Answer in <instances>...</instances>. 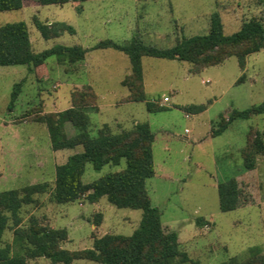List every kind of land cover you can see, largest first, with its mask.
<instances>
[{"label": "rangeland", "instance_id": "374dc122", "mask_svg": "<svg viewBox=\"0 0 264 264\" xmlns=\"http://www.w3.org/2000/svg\"><path fill=\"white\" fill-rule=\"evenodd\" d=\"M214 10L221 15L225 33L236 31L251 17L264 22V0H72L62 5L24 0L19 9L0 11V25L26 22L36 52L58 43L88 48L85 58L72 63L48 56L39 79L24 64L0 65V190L40 181H47L51 189L55 164L80 148L52 149L46 125L33 117L68 108L71 92L90 84L95 93L105 97L84 107L90 132L105 122L111 123L114 131L122 129L123 125L113 122L115 118L127 120L124 128L133 126L134 121L150 125L156 174L146 179V186L151 204L160 210L163 228L177 232L180 247L190 258L178 264H221L232 257L243 260L253 248L264 252V153L254 155V170L241 188L243 202L238 207L220 210L216 188L218 181L243 169L241 149L250 145L247 135L250 141L256 134L264 140V112L237 118L220 134L212 135L220 115L226 117L232 109L264 100V47L246 55L243 67L232 55L197 72H192L193 64L187 61L144 56L146 97L166 106L158 111L147 110L144 101L105 104L127 92L120 79L129 71L130 62L120 50L92 48L101 39L123 43L135 34L145 44L170 47L182 36L208 32ZM35 19L48 25L63 21L74 31L44 38ZM20 80L21 90L9 107L13 84ZM98 103L104 104L99 111ZM199 104H205L201 111L181 107ZM30 108H34L31 115L25 116ZM63 130L67 136L77 131L68 121ZM207 131L211 139L202 138ZM197 138L201 143L192 140ZM124 164L122 159L118 165L106 163L94 169L86 162L82 179L94 180ZM37 198V204L22 208L21 225L26 226L33 214L43 224L65 227L68 236L61 246L69 250L90 247L94 236L106 232L129 235L142 215L141 209L117 207L105 196L97 202L82 196L73 202L55 203L47 191ZM98 212L101 222L95 225ZM13 238L12 228H6L2 240L18 250ZM27 264H50V260L37 257ZM69 264L101 263L80 258ZM256 264H264V255Z\"/></svg>", "mask_w": 264, "mask_h": 264}, {"label": "trees", "instance_id": "16d2710c", "mask_svg": "<svg viewBox=\"0 0 264 264\" xmlns=\"http://www.w3.org/2000/svg\"><path fill=\"white\" fill-rule=\"evenodd\" d=\"M24 0H0V11L19 9ZM39 3L64 4L72 0H35ZM84 1V0H78ZM35 26L44 38L58 36L64 30L73 32L71 25L61 21L51 25L35 19ZM114 48L124 52L130 62V71L121 83L128 88L127 101H144L146 109L158 111L166 106L146 97L143 82L142 58L144 56L177 59L193 64L192 72L220 64L225 58L234 55L243 67L246 55L264 47V22L256 17L242 21L240 27L225 33L221 15L217 10L210 14L208 32L182 36L166 48L145 44L135 34L130 40L120 43L106 38L99 40L92 48ZM88 48L81 45L54 44L41 51L31 46L28 26L25 21H14L0 25V65L24 64L39 79L44 73L45 60L56 55L58 61L76 62L85 57ZM23 85V80L13 84L8 106H13ZM97 95L90 85L75 88L71 92V106L57 112L35 114L34 120L46 125L52 149L80 148L69 154L65 161L55 164L54 183L49 190L47 181L22 185L18 188L0 190V264H27L29 259L46 257L50 264H69L74 259H89L101 264H178L190 260L187 252L181 249L175 230H165L162 226L160 210L150 202L146 179L155 174L152 142L154 134L147 121H139L129 128L112 130L107 123L97 127L94 133L89 130V117L84 107L94 105ZM189 111H201L205 104L181 106ZM30 108L25 116L31 115ZM264 112V100L243 109H232L228 115H220L215 121L212 135L220 134L237 119H247ZM70 122L76 133L67 136L64 122ZM249 147L242 148L243 169L230 177L217 182L218 206L222 211L235 209L242 203L241 188L254 170V155L264 153V140L256 134ZM119 170L103 173L98 178L84 182L86 162L94 169L104 164L118 165ZM49 191V199L55 203L73 202L84 196L89 202H97L102 196L117 207L141 209L138 226L129 235L106 232L94 236L90 247L69 250L61 246L67 239L65 227H53L41 223L33 214L28 223L22 226V208L37 204V196ZM245 201V199H244ZM247 202H250L248 198ZM11 221V225L9 224ZM201 224V218H197ZM101 222V212L93 219L95 225ZM11 227L14 233L12 243L2 240L3 232ZM264 252L251 249L243 260L232 257L221 264H256Z\"/></svg>", "mask_w": 264, "mask_h": 264}, {"label": "crops", "instance_id": "0c3cea01", "mask_svg": "<svg viewBox=\"0 0 264 264\" xmlns=\"http://www.w3.org/2000/svg\"><path fill=\"white\" fill-rule=\"evenodd\" d=\"M85 58V57H84ZM171 60H174V59H171ZM189 72H190V70H189V67H188V69H187ZM129 71H130V68H129ZM128 71V72H129ZM127 72V73H128ZM123 78V77H122ZM122 78L120 79V83H121V80H122ZM143 82H144V79H143ZM122 84V83H121ZM88 85H90V84H88ZM123 85V84H122ZM91 86V85H90ZM124 86V85H123ZM126 87V86H125ZM127 88V87H126ZM128 93H129V91H128V88H127V92L122 96V97H120L119 99H116L114 102H109V103H105V104H108L109 106H119L120 104H122V103H130V102H134V101H127V100H124V98L128 95ZM96 95H97V99H98V101H99V98H101V99H105V97L102 95V96H99L97 93H96ZM104 104H97V108H98V110L97 111H99L100 110V107L101 106H103ZM125 120V121H124ZM113 122H115L116 123V125L117 126H122L123 125V128L125 127V125L123 124L124 122L126 123L127 122V120L126 119H120V118H115L114 120H113ZM137 122H139V121H137ZM105 123H107V124H111V123H108V122H105ZM136 122L134 121L132 124H135ZM111 126V125H110ZM131 126V125H130ZM210 130V129H209ZM208 130V131H209ZM208 131L206 132V134L204 135V137H202V138H207V139H211L213 136H209L208 137ZM194 142H196L197 144H199V143H201V139H192ZM155 174H156V172H155ZM154 174V175H155ZM153 175V176H154Z\"/></svg>", "mask_w": 264, "mask_h": 264}, {"label": "built area", "instance_id": "2783aa9c", "mask_svg": "<svg viewBox=\"0 0 264 264\" xmlns=\"http://www.w3.org/2000/svg\"><path fill=\"white\" fill-rule=\"evenodd\" d=\"M163 99H164V100H167V97L165 96Z\"/></svg>", "mask_w": 264, "mask_h": 264}]
</instances>
